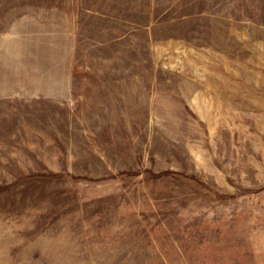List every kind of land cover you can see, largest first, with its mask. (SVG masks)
I'll use <instances>...</instances> for the list:
<instances>
[{
  "label": "rangeland",
  "instance_id": "obj_1",
  "mask_svg": "<svg viewBox=\"0 0 264 264\" xmlns=\"http://www.w3.org/2000/svg\"><path fill=\"white\" fill-rule=\"evenodd\" d=\"M0 264H264V0H0Z\"/></svg>",
  "mask_w": 264,
  "mask_h": 264
},
{
  "label": "crops",
  "instance_id": "obj_2",
  "mask_svg": "<svg viewBox=\"0 0 264 264\" xmlns=\"http://www.w3.org/2000/svg\"><path fill=\"white\" fill-rule=\"evenodd\" d=\"M69 50H71V49H69Z\"/></svg>",
  "mask_w": 264,
  "mask_h": 264
}]
</instances>
